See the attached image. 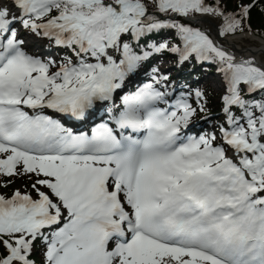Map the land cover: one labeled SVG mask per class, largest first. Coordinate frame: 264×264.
Here are the masks:
<instances>
[{
  "label": "snow or ice",
  "instance_id": "1",
  "mask_svg": "<svg viewBox=\"0 0 264 264\" xmlns=\"http://www.w3.org/2000/svg\"><path fill=\"white\" fill-rule=\"evenodd\" d=\"M251 7L241 5V19ZM157 9L223 16L221 35L241 27L205 0H158ZM16 23L78 59L50 72L51 62L23 48ZM164 28L183 41L172 52L210 59L224 73L229 127L220 146L215 136L183 139L195 109L181 99L176 110H161L167 93L150 85L113 103L91 135L45 114L84 120L112 101L142 59L124 38ZM241 85L264 92V68L235 62L199 30L148 16L141 0L0 5V175L36 177L35 196H0V264H33L38 239L46 264H264V103L243 99Z\"/></svg>",
  "mask_w": 264,
  "mask_h": 264
},
{
  "label": "bare ground",
  "instance_id": "2",
  "mask_svg": "<svg viewBox=\"0 0 264 264\" xmlns=\"http://www.w3.org/2000/svg\"><path fill=\"white\" fill-rule=\"evenodd\" d=\"M6 2L3 3L5 5ZM196 22L204 27L208 32L213 31V28L217 27L218 24L214 23V20L207 17L201 16L196 19ZM219 26V25H218ZM15 28L17 29V33H19L20 37L23 40L27 41V45L30 46H38V39L36 35L32 34L31 32L26 31L21 24L16 23ZM217 43L223 48H226L228 51L235 53L238 56L239 61H251V62H259L264 64V41H261L257 37L252 36L251 34H242L235 37H230L221 41H217ZM133 72L129 73L127 77H132ZM211 79V77L202 74L201 83L207 85V81ZM157 83L153 85V88L156 89ZM217 88L221 89V84L217 81ZM121 89V88H119ZM163 92L167 93L165 96L164 101L168 99L174 98L176 92L174 87H170L169 90H163ZM192 125V126H191ZM189 127L186 128V131H197L200 124L189 123ZM185 132V128L182 129V133Z\"/></svg>",
  "mask_w": 264,
  "mask_h": 264
},
{
  "label": "trees",
  "instance_id": "3",
  "mask_svg": "<svg viewBox=\"0 0 264 264\" xmlns=\"http://www.w3.org/2000/svg\"><path fill=\"white\" fill-rule=\"evenodd\" d=\"M156 0H145L147 9H149L147 15L151 17H155L156 20L160 21V18L156 15ZM252 0H226L224 2V5H222L220 8L223 10L224 13H230L229 11H233L235 9H238V4H241V2L250 3ZM234 13H230V16H233ZM246 27L253 31L255 34L261 36L264 38V0H257L253 3L252 7L250 8V12L247 18H243ZM155 41V36L153 34H150L146 37L145 40H142L139 44H136L133 42V39L129 36L124 38V42L128 43L132 50L136 53H138L140 50H143L146 48V45L152 44ZM120 54H122V50L119 51ZM188 65H185V67ZM245 100H248L249 102H259L264 99V92L259 93L255 96L246 97L244 96ZM207 108L210 111H216L218 110V107L215 106L212 102L207 103ZM5 178H0V193L8 194L11 186L10 184L5 185ZM19 181V180H17ZM20 185L22 184L24 187H29L30 180L23 177L19 181ZM5 250L2 245H0V257L5 255Z\"/></svg>",
  "mask_w": 264,
  "mask_h": 264
},
{
  "label": "rangeland",
  "instance_id": "4",
  "mask_svg": "<svg viewBox=\"0 0 264 264\" xmlns=\"http://www.w3.org/2000/svg\"><path fill=\"white\" fill-rule=\"evenodd\" d=\"M210 1H213V2H225L226 0H209V2ZM207 2H208V0H207ZM210 5V4H209ZM208 5V6H209ZM243 5H245V4H243ZM246 6V5H245ZM209 18H211V19H213L214 20V22H216L217 20L215 19V18H213L212 16H210ZM225 27V26H224ZM205 31H206V29L205 28H203ZM26 30V29H25ZM28 31V30H27ZM30 32V31H29ZM206 32H208V31H206ZM235 32L236 33H240V32H247L246 31V28H245V26L243 25V22L241 21V27L240 28H238V29H236L235 30ZM32 34H34V33H32ZM171 34V33H170ZM171 36H172V34H171ZM213 39V38H212ZM38 44H40V46H43V43H38ZM161 45H167V47L169 46V43H168V40L167 39H165V38H162V43H161ZM160 45V46H161ZM165 49V48H164ZM32 51H34L36 54H41V51L38 49V50H32ZM55 52H58V50H56ZM62 52H64V53H62ZM61 55L60 56H52V57H49V58H47L46 57V59L48 60V62H52V61H55L54 62V64L52 65V71H54V69L55 68H57L58 66H60V64L58 63V60H60L61 58H62V55L63 54H65L66 53V51L65 50H61ZM111 54L113 55V58H114V54H115V52H114V50L113 49H111ZM236 62V61H235ZM171 68L172 67H168V65L166 64V62H164L163 64H161V71L163 72V70H166V71H164V73H169V72H171L172 70H171ZM204 70H201V73L202 74H205V75H207V76H209V77H211V75L212 74H206V70L203 72ZM215 80V77H211V79H209L208 81H207V85H204V84H202L201 83V81H198V82H196V84H195V88L196 89H198V91H202L203 93H205V92H209L210 94H211V97H209L210 99H212V102L213 103H218V102H220L222 99H223V96L225 95V94H223V92H221L220 91V89L219 88H217L216 87V85H217V83L216 82H213ZM192 82H189V84H188V87H190V90H189V93H192V90H191V87H192ZM171 86H173V83H172V85ZM217 100H219L218 102H215V101H217ZM192 106L194 107L195 106V103L194 104H192ZM213 118H217V117H213ZM213 123V122H212ZM212 123H210L211 125H210V127L209 128H206L205 130L206 131H211L212 130V128L215 126V125H213ZM217 130H218V128H216V126H215V128L213 129V131L214 132H217ZM36 179V177L34 176V175H32L31 176V180H32V182H34V180ZM6 182H8V183H11V187H13V191H20L21 193H27L29 190H32L33 191V189H32V184L33 183H30V185H31V187L30 188H28V190H24L23 188H22V184L20 185V183H19V181H17L16 179H15V177H11V178H8L7 179V181ZM29 193L30 194H32L33 196H35V193H32V192H30L29 191ZM10 196H11V194H10ZM34 250L35 249H33L32 248V251L34 252ZM35 252L36 253H40L41 251L38 249L37 251L35 250ZM45 263H46V259H45V261H44ZM43 262V263H44ZM41 264H42V262H41Z\"/></svg>",
  "mask_w": 264,
  "mask_h": 264
},
{
  "label": "water",
  "instance_id": "5",
  "mask_svg": "<svg viewBox=\"0 0 264 264\" xmlns=\"http://www.w3.org/2000/svg\"><path fill=\"white\" fill-rule=\"evenodd\" d=\"M263 64V63H262ZM264 65V64H263Z\"/></svg>",
  "mask_w": 264,
  "mask_h": 264
}]
</instances>
